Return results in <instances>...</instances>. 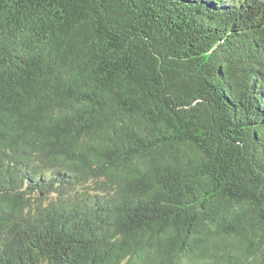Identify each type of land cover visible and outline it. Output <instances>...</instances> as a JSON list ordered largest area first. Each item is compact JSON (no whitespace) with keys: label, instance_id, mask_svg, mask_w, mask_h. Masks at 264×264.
<instances>
[{"label":"trees","instance_id":"16d2710c","mask_svg":"<svg viewBox=\"0 0 264 264\" xmlns=\"http://www.w3.org/2000/svg\"><path fill=\"white\" fill-rule=\"evenodd\" d=\"M0 264H264V0H0Z\"/></svg>","mask_w":264,"mask_h":264}]
</instances>
